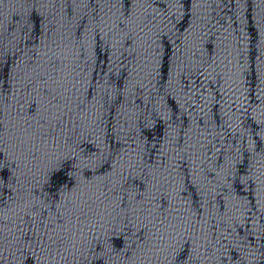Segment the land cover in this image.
<instances>
[{
	"label": "water",
	"instance_id": "95a60500",
	"mask_svg": "<svg viewBox=\"0 0 264 264\" xmlns=\"http://www.w3.org/2000/svg\"><path fill=\"white\" fill-rule=\"evenodd\" d=\"M0 137V264H264V0H0Z\"/></svg>",
	"mask_w": 264,
	"mask_h": 264
},
{
	"label": "snow or ice",
	"instance_id": "6c2138e0",
	"mask_svg": "<svg viewBox=\"0 0 264 264\" xmlns=\"http://www.w3.org/2000/svg\"><path fill=\"white\" fill-rule=\"evenodd\" d=\"M0 138H2V137H0ZM62 163H63V161L57 159L47 166L46 171L44 172L45 183H48L49 181H51V183L54 186L58 187V181L60 180V177L57 175V172H58V169Z\"/></svg>",
	"mask_w": 264,
	"mask_h": 264
}]
</instances>
